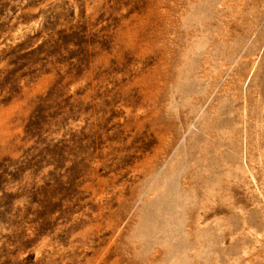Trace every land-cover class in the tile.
I'll use <instances>...</instances> for the list:
<instances>
[{"label": "rangeland", "instance_id": "rangeland-1", "mask_svg": "<svg viewBox=\"0 0 264 264\" xmlns=\"http://www.w3.org/2000/svg\"><path fill=\"white\" fill-rule=\"evenodd\" d=\"M0 264H264V0H0Z\"/></svg>", "mask_w": 264, "mask_h": 264}]
</instances>
